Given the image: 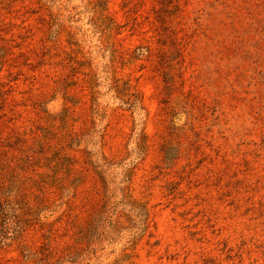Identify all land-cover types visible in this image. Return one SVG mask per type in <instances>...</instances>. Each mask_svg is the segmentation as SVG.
Masks as SVG:
<instances>
[{
    "label": "rangeland",
    "instance_id": "rangeland-1",
    "mask_svg": "<svg viewBox=\"0 0 264 264\" xmlns=\"http://www.w3.org/2000/svg\"><path fill=\"white\" fill-rule=\"evenodd\" d=\"M0 264H264V0H0Z\"/></svg>",
    "mask_w": 264,
    "mask_h": 264
},
{
    "label": "trees",
    "instance_id": "trees-1",
    "mask_svg": "<svg viewBox=\"0 0 264 264\" xmlns=\"http://www.w3.org/2000/svg\"><path fill=\"white\" fill-rule=\"evenodd\" d=\"M104 2H107V0H104ZM1 239H2V241H0V246L3 245L6 241V239H3V238H1Z\"/></svg>",
    "mask_w": 264,
    "mask_h": 264
}]
</instances>
